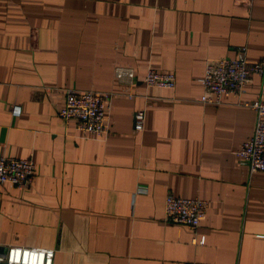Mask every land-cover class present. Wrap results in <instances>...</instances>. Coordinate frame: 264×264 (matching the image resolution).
Listing matches in <instances>:
<instances>
[{
	"label": "crops",
	"instance_id": "obj_1",
	"mask_svg": "<svg viewBox=\"0 0 264 264\" xmlns=\"http://www.w3.org/2000/svg\"><path fill=\"white\" fill-rule=\"evenodd\" d=\"M242 47L249 62L264 56V0H0V155L35 164L27 190L0 184V256L264 264V173L235 156L256 115L232 97L199 101L206 62ZM117 67L134 71L132 99ZM148 70L172 73L175 90L146 87ZM67 90L112 94L107 137L61 122ZM258 100L264 79L252 76L241 102ZM167 195L208 203L195 231L163 221Z\"/></svg>",
	"mask_w": 264,
	"mask_h": 264
},
{
	"label": "built area",
	"instance_id": "obj_2",
	"mask_svg": "<svg viewBox=\"0 0 264 264\" xmlns=\"http://www.w3.org/2000/svg\"><path fill=\"white\" fill-rule=\"evenodd\" d=\"M235 59H217L208 61L204 67L203 77L199 80L203 94L199 101L202 105L219 106L223 97L236 99V105L251 109L256 115L252 137L245 141L235 152L241 165L248 169L249 175L264 173V101L241 102L244 87L252 76L264 79V56L257 62L246 59V48L237 50ZM115 80L126 87L125 96L133 98L131 89L135 84L133 69L117 67L114 71ZM148 88L174 91L175 76L172 73H157L148 70L143 79ZM112 94L94 93L90 91L65 92L64 107L59 110L58 117L66 126L73 122L77 131L84 135L107 137L110 134L106 115L108 102ZM13 118L21 114L17 105L10 107ZM144 110L134 114V130L143 131ZM35 176L33 159H14L0 155V184L27 190ZM208 203L204 200L176 198L167 195L164 201V218L167 224L184 226L195 231L205 217ZM264 238V236H262ZM204 239H192L191 245L202 246ZM55 251L51 249L7 247L0 256V264H53Z\"/></svg>",
	"mask_w": 264,
	"mask_h": 264
}]
</instances>
